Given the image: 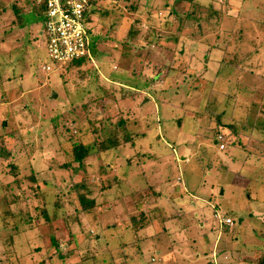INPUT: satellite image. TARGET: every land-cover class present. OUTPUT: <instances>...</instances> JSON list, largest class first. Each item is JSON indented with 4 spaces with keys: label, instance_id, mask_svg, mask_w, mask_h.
Returning <instances> with one entry per match:
<instances>
[{
    "label": "rangeland",
    "instance_id": "obj_1",
    "mask_svg": "<svg viewBox=\"0 0 264 264\" xmlns=\"http://www.w3.org/2000/svg\"><path fill=\"white\" fill-rule=\"evenodd\" d=\"M91 1L86 21L91 38L99 39L95 64L59 68L45 37L36 35L43 23L29 1L0 0V148L10 151L5 161L0 157V182L10 179V163L21 175L33 170L52 221L43 222L39 198L26 197L10 215L0 204V264H87L98 252L97 264L110 257V264H258L264 256V43L252 48L264 38V24L244 18L257 22L264 0ZM234 56L242 69L237 75L230 74ZM44 64L52 71H43ZM121 82L146 97H130ZM218 134L222 150L214 145ZM78 141L94 149L83 168L72 158ZM65 162L75 168L60 169ZM163 181L176 182L181 193L158 196ZM76 182L94 191L107 185L97 208L99 247L78 234L76 248L69 232L68 219L80 216L76 194L67 190ZM59 186L66 191L56 214L50 203ZM215 211L233 226L220 227ZM151 254L163 262L151 263Z\"/></svg>",
    "mask_w": 264,
    "mask_h": 264
},
{
    "label": "trees",
    "instance_id": "obj_2",
    "mask_svg": "<svg viewBox=\"0 0 264 264\" xmlns=\"http://www.w3.org/2000/svg\"><path fill=\"white\" fill-rule=\"evenodd\" d=\"M28 1L30 3L29 4L30 9L33 12V14L36 15L37 19L43 23L42 12L45 9L44 5L41 3V5L38 6L35 4L34 0H28ZM86 3H87L86 14L90 15V8L94 7L95 4H93V1H91V0H86ZM226 4L228 5L229 2L227 1ZM240 6H242V3H240ZM260 6H263V4H261ZM260 8H263V7H259V9ZM13 10H14L13 12L15 13L16 16H18V17L21 16L18 9H16L14 7ZM216 13L218 15L217 11H216ZM261 13L263 16L264 15L263 9H261ZM257 16H258L257 19L259 20L260 14L257 13ZM262 16L260 18H262ZM206 21L209 22L210 20L207 19ZM200 22H201V20H198V19L196 20V31H197V33H200L199 30H201V27H202V23H200ZM261 22L264 23V21H261ZM198 23L201 24V27L197 26ZM41 31L42 30L38 28L36 31V35H40ZM91 34H93V33H91ZM200 35H201V33H200ZM97 37L94 36L92 39V52H93L94 56H95V52L97 49V43L99 41V39ZM258 44L254 43L253 48H252L253 50L252 49L251 50L256 51V49L259 47ZM241 48H242V46L240 45L239 50H241ZM249 52L250 51H245V53H246L245 55L249 54ZM237 53H240V51H238ZM233 59L235 60V56L233 57ZM82 61H87L89 64L92 63L87 58H81V59H78V60H75V61L69 63L68 67L72 68V67L82 66V65H84V62L82 63ZM237 68H238V63L235 60V62L232 63L230 74H232L231 72L234 71L233 74L236 73V75H237L238 70L239 71L242 70V69H239V68L237 69ZM160 74L161 73L157 72V75H160ZM140 75H141V73L139 74V76ZM251 76H252V74H250L249 80H251ZM252 78H253V76H252ZM257 78H259V77H257ZM236 79L242 81L244 78H243V76H241V77L237 76ZM147 82H149V84H152L154 82V77L150 80H147ZM140 93H141L140 91L138 93L132 91L130 93V97H133V96L136 97L137 95H140L139 99L141 100L143 97H146V95H147V93H146V95H141ZM147 98L149 99V97H147ZM132 100H135V99H132ZM82 107H84V109L88 110L89 105H82ZM219 114H221V113H219ZM217 116H219V115H217ZM217 120H218L217 125L221 126V121L219 120L218 117H217ZM125 124H126L125 121H119L118 122V125L121 126V128L124 127ZM93 130L94 129H90V132H95ZM218 135H220V134H218ZM218 135L214 136V138L216 139L218 137ZM225 148H226V146H225ZM93 150H94L93 147H89L88 145L85 146L84 143H82L81 141L75 142L73 147H72L73 161L76 162L79 167L83 168L84 161H85L86 157L91 155L92 154L91 152ZM9 153H10V151H5V149L3 147L0 148V157L3 156L2 159H4V161L8 157ZM203 153L206 157L207 151L203 150ZM201 157H204V156L201 155ZM199 160H202V159L200 158ZM212 164H213V162L211 161L210 165L212 166ZM210 165L207 164V166H210ZM8 166H9V173H7L6 175H10L9 176L10 179H7L5 182H0V196L1 195L3 196L2 201L0 203L3 206L2 207V214H6V215L12 214L10 211L11 206L15 207V206L19 205L22 200L26 199V197H29V199H30L29 202H32V203H34V201H37L39 198L40 204H41L40 213H41V218H42L43 222H45L47 224L52 222V221H50V215H49V206H51V205H48L47 204L48 202H46L47 195H44L43 192H41V190L35 185L37 178L35 176L34 171L30 170L29 175H21L19 173L18 167L15 163H10ZM58 167L60 169L61 168L62 169L70 168V170L75 168L74 166H70V164H68V162L59 164ZM104 171L105 170H102V173H104ZM106 173H107V171H105V174ZM100 183H101V185L99 186V188L96 191H94L92 189V188H94V185H86L85 182L84 183L83 182L72 183L69 187H67L68 191L73 190L75 192L78 204L80 206V209L77 211V213H80V216H77V217H79V221H77V219H76L77 217H74L72 220L68 219L69 232L74 239L76 238V236L78 234L84 235L85 239H87L86 243H90L93 241V244L96 245L97 247H99L98 243L100 242V240L96 239V236H99L100 239L103 238L102 235L99 233V230H98V228L100 226L97 223V221H98L97 208L103 206V203L100 200V197L102 196L103 188L107 187V185H105V183H102V182H100ZM64 191H66V190L59 186L57 191H55V197H54L53 202L50 203V204H52L53 210L56 214H57V212H59V210L55 211V209L58 207H63V204H61V203L63 201ZM93 191H94V193H93ZM100 194H101V196H99ZM89 195H91V196H89ZM142 219H143V216H141L139 218V220H142ZM133 223H135V220H133ZM75 226L78 227V231H76ZM74 244H75L76 248L79 246V244L77 243V239H75ZM50 246L53 247L54 252L57 254L58 257L63 258V254H61L59 251L60 250L59 249V243L57 242V240L52 238ZM67 253H69V250H67ZM97 255H100V252H98L94 255H91L87 264H97V260H96ZM262 257L263 258L258 261V264H264V256H262ZM111 261H112V259L110 257L108 264H110ZM43 262L44 261H41V263H43ZM47 262H48V264L51 263L49 261H47ZM250 263H251V261H250ZM32 264H34V262ZM43 264H46V262Z\"/></svg>",
    "mask_w": 264,
    "mask_h": 264
},
{
    "label": "built area",
    "instance_id": "obj_3",
    "mask_svg": "<svg viewBox=\"0 0 264 264\" xmlns=\"http://www.w3.org/2000/svg\"><path fill=\"white\" fill-rule=\"evenodd\" d=\"M34 2L38 6L42 3L45 7L42 12L43 29L40 33L45 37L48 55L57 67H63L81 58H87L95 64L92 52V29L86 21L88 19L86 16L90 17L86 14V0H34ZM42 70L52 71V67L44 64ZM216 141L219 149H224V137L218 135ZM214 216L220 227L233 226L230 217L218 212H215Z\"/></svg>",
    "mask_w": 264,
    "mask_h": 264
},
{
    "label": "crops",
    "instance_id": "obj_4",
    "mask_svg": "<svg viewBox=\"0 0 264 264\" xmlns=\"http://www.w3.org/2000/svg\"><path fill=\"white\" fill-rule=\"evenodd\" d=\"M240 4V3H239ZM244 7V6H243ZM242 7V8H243ZM241 9V8H240ZM240 14H244V12H243V10L242 11H240L239 12ZM238 13V14H239ZM244 20L246 21V20H249V22L250 23H257V24H259L261 21L260 20H258L257 22H255V21H251L250 19H247V18H244ZM261 24H264V23H262L261 22ZM200 25V24H199ZM198 25V27H200ZM251 25V24H250ZM40 35H41V33H40ZM264 43V38L262 39V41L261 42H259V44L258 43H256V44H258L259 45V47L256 49V51H258V49L260 50L261 49V46H262V44ZM257 46V45H256ZM256 53V52H255ZM114 67V66H113ZM147 75L148 76H150L149 75V73H147ZM132 76V75H131ZM134 77V76H133ZM155 77V76H154ZM153 78V77H152ZM119 84H121V87H123V88H129V89H131L133 92H136V93H138L139 91L137 90L138 88H136V87H131V86H129V84H126V83H123V82H121V83H119ZM151 85V84H150ZM141 93H144V91H140ZM214 145L215 146H217V148L219 149V145L217 144V141H216V139H214ZM194 150V149H193ZM220 150V149H219ZM185 161H188V158L185 160ZM180 181V182H179ZM178 182H179V186H183L184 185V181L182 180V178L179 180ZM176 182H172V184L171 185H167V184H165L164 183V181L163 182H159V185H158V187H157V190L159 189V191H162V192H160L159 194H158V196H160V197H162V195H169V196H173L174 195V197L175 196H177L178 194H180L181 192L178 190L177 192H175L174 191V187H173V185H175L176 186ZM185 191H186V188H185ZM154 194H155V192H156V190H153L152 191ZM157 194V193H156ZM157 196V195H156ZM146 197H148V196H146ZM261 204V203H260ZM216 212V211H215ZM215 212H214V214H215ZM223 215H225V213H223ZM226 216V215H225ZM226 217H229V216H226ZM242 220V219H241ZM200 221L201 220H199L198 219V221H197V224H199L200 223ZM204 221H207L208 223H207V225H209L210 227H211V229H212V227H213V221H211V219H206V220H204ZM202 226H205L206 224L203 222L202 224H201ZM228 227V226H227ZM137 228H139V227H137ZM136 229V228H135ZM187 229V228H186ZM182 233V232H181ZM97 238H99V236H96V239ZM184 242H185V240H183ZM128 241H126V243H127ZM217 242V240H214V242H213V244H212V246H211V249H212V253L216 250V252H218L219 251V246H218V244H217V246L215 245V243ZM125 243V244H126ZM156 248V247H155ZM159 253V252H158ZM157 253V254H158ZM222 253H224V252H222ZM156 254V255H157ZM214 254V253H213ZM223 255V254H222ZM153 256V257H152ZM214 256V255H213ZM224 256V255H223ZM217 257H218V254H217ZM155 258H160V259H158V260H160L161 262H163V258H161V256H154V255H152L151 254V263H153V261H155L156 259ZM165 258H168V257H165ZM224 258L226 259V260H228L229 258H228V255H225L224 256ZM228 258V259H227ZM218 260H219V258H218ZM238 260V259H237ZM154 264H156V263H154ZM241 264H252V262L250 263V261H248V262H245V261H243V262H241Z\"/></svg>",
    "mask_w": 264,
    "mask_h": 264
},
{
    "label": "water",
    "instance_id": "obj_5",
    "mask_svg": "<svg viewBox=\"0 0 264 264\" xmlns=\"http://www.w3.org/2000/svg\"><path fill=\"white\" fill-rule=\"evenodd\" d=\"M200 26V25H199ZM56 96V94L55 93H53V95H52V97L54 98ZM241 221V219H239V221L238 222H240Z\"/></svg>",
    "mask_w": 264,
    "mask_h": 264
}]
</instances>
